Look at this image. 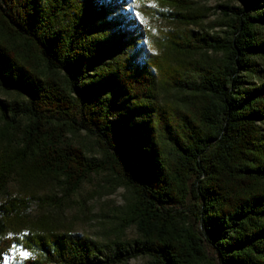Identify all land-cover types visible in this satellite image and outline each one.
<instances>
[{
  "label": "trees",
  "instance_id": "trees-1",
  "mask_svg": "<svg viewBox=\"0 0 264 264\" xmlns=\"http://www.w3.org/2000/svg\"><path fill=\"white\" fill-rule=\"evenodd\" d=\"M159 1L178 27L152 53L107 0H0V90L16 95L0 99V194L19 190L0 203V264L15 247L22 264H202L189 199L221 264H264V0L219 5L210 28L196 1ZM101 173L126 202L97 241L61 215Z\"/></svg>",
  "mask_w": 264,
  "mask_h": 264
},
{
  "label": "rangeland",
  "instance_id": "rangeland-1",
  "mask_svg": "<svg viewBox=\"0 0 264 264\" xmlns=\"http://www.w3.org/2000/svg\"><path fill=\"white\" fill-rule=\"evenodd\" d=\"M198 7L203 8L207 13L205 20V28H210L219 19L222 14L217 10L219 5L238 6L239 4L231 0H194ZM109 8L113 11L123 8L128 10L127 13L135 17L140 26L146 31V38L143 40L146 50L152 53H158L160 48L158 43L163 40L165 35L172 29L178 27L174 24L170 17L161 15L166 13L168 9H173L159 0H107ZM145 12H142V11ZM161 13V14H160ZM134 31V28H129ZM196 29V28H194ZM200 30V29H199ZM213 34V33H212ZM1 100H14L15 94H6L0 90ZM1 124V120H0ZM73 137V142L76 146L84 148L88 159L96 158L98 160L103 158L96 140L89 137L86 133H79ZM108 173L93 174L92 178L85 182L73 202L67 205L61 215L62 221L65 220L73 232L83 237H89L97 241H104L113 221L116 219L118 212L125 206L126 191L122 188L116 190L112 194L108 192V183L110 180ZM47 194L58 195L59 198L63 195L58 187H50L45 191ZM19 190L14 183L8 185L6 190L0 194V203H3L10 197H15ZM195 202L189 199L185 206L177 207L178 210L186 211L189 215V223L196 231H199L204 241L207 260L202 264H221L217 251L213 248L207 235L203 232L200 223L196 220L197 217L193 215L196 211ZM39 211L38 205H34L32 214ZM125 239L132 241L137 238L136 230L130 228L126 231ZM31 255L22 248H13L8 255L4 257L3 264H22ZM148 259L139 257L131 260L128 264H146Z\"/></svg>",
  "mask_w": 264,
  "mask_h": 264
}]
</instances>
